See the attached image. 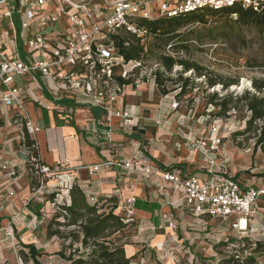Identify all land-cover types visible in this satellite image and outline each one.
<instances>
[{"label": "built area", "instance_id": "1", "mask_svg": "<svg viewBox=\"0 0 264 264\" xmlns=\"http://www.w3.org/2000/svg\"><path fill=\"white\" fill-rule=\"evenodd\" d=\"M264 0H4L0 3V106L14 107L17 120L22 121L26 131L34 135L39 127L34 126L28 116L26 100L32 97L38 101L36 90L16 82L17 78L36 75L48 87L57 92L73 93L83 97L91 106L99 107L106 115L93 133H99L112 142L114 119H118L123 132L134 133L139 127V114L132 105L115 108V103L125 94L127 86L139 87L152 82L156 85L157 73L167 75V71L156 59L147 53L151 39V30L138 24L139 20H153L178 16L205 8L241 6L260 11ZM126 37V45L139 39L144 47L141 58L126 60L117 46V39ZM163 54L175 56L171 45L163 49ZM180 65L173 68L181 70ZM249 89H252L249 84ZM57 97V95H56ZM164 98H168L166 95ZM170 108L177 110L180 102L176 96L169 98ZM231 108L227 114H236ZM220 117L211 120L208 133L200 137L184 136L186 144L196 158L202 162L203 175L170 168L155 170L147 158L129 160L111 157L101 163L87 167L90 174L101 168L125 169L152 182L155 187L166 192L168 203L178 205L182 211L191 214L199 223L220 219L232 223L240 231L238 246L249 245L245 254H251L258 241L264 243V223L255 228V218L264 200V182L258 186L244 185L242 181L229 173L219 153L230 135L220 133ZM160 124L159 119H155ZM245 128V121L242 122ZM242 129V127H241ZM256 139V138H255ZM255 139L244 149L254 152ZM240 140L237 138V143ZM37 145V142H36ZM32 147H37L32 145ZM25 165L35 181L33 197L49 204L52 212L60 205L71 203L70 190L75 184L73 167L64 161L55 165L46 164L41 157L31 152L25 145ZM258 151L261 147L257 146ZM8 162L2 165L7 169ZM255 169L252 170L254 172ZM53 179L55 183L49 185ZM48 189L53 198H45V193L37 195L42 189ZM173 194L177 199H173ZM14 195V191H9ZM91 203H103L105 197L88 196ZM136 197L117 203L128 220L134 221ZM14 213L4 228L7 239L13 242L15 249L14 225L19 218ZM245 221V225L241 222ZM40 220L32 222V228H40ZM177 229L176 222L168 213L161 215L159 223L152 229ZM259 231L260 236L254 235ZM247 238L248 241H243ZM1 248V246H0ZM17 254V252H16ZM264 254V250L260 252ZM18 256V255H17ZM236 257H239L237 255ZM264 264V262H260Z\"/></svg>", "mask_w": 264, "mask_h": 264}, {"label": "crops", "instance_id": "2", "mask_svg": "<svg viewBox=\"0 0 264 264\" xmlns=\"http://www.w3.org/2000/svg\"><path fill=\"white\" fill-rule=\"evenodd\" d=\"M16 82L29 88L38 85L36 90L38 101L30 97L26 100V108L34 126L39 127V130L30 136L37 142L39 156L44 163L55 165L64 161L69 162L73 167L75 184L79 185L87 196L115 197V203L124 202L127 198L135 196L133 218L139 221L141 229H149L159 223L164 212L176 222L178 221L175 213L180 218L186 214L178 205H170L166 192L157 189L153 181H146L142 176L125 169L101 168L90 174L87 167L113 156L125 160L143 157L149 160L155 170L168 167L174 171L203 175L201 159L196 158L184 139V136L200 137L207 134L200 128V125L204 124L202 118L182 116L176 112L178 109L170 108L169 100L164 98L165 95L152 107H146L144 103L135 102L133 98L141 90H148L149 83L139 87L129 85L125 89V94L115 103V108L132 105L134 112H138L140 117L139 127L134 133H125L118 119H114L112 142L109 143L103 135L92 132L95 126L104 130L100 124L105 120L106 115L99 107L91 106L83 101L80 95L59 94L62 90L57 92L54 87L44 85L36 75L17 78ZM174 112H176L175 117L170 122L168 114ZM16 113L17 110L14 107L0 106V142H2V148H0V239L7 241L6 246L0 244V264H10V254L14 258L15 253H9V247L13 242L4 234V228L14 213L20 215L14 225L15 242L20 246L22 243H34L39 251L48 252V248L57 239L56 236L46 237L47 221L52 216V209L49 204H45V201L33 197L35 181L27 171L23 149V136L26 129L23 122L17 120ZM155 119H159L160 124H157ZM186 121L195 122L198 126L183 132L182 125ZM226 152L224 148V153ZM253 154L254 152L252 157ZM220 157L229 173L242 181L244 185L258 186L264 182V167L259 161L252 158L251 164H248L250 167L246 166L233 171L227 154L226 158L222 155ZM6 161L7 169H3L2 165ZM253 169H255L254 172H252ZM54 183L53 179L49 181L50 186ZM11 190L14 191V195H9ZM42 192L46 194L45 198L51 197L47 188L40 190L37 195ZM173 199H177L176 194H173ZM110 203L112 202H107L104 208L108 209ZM40 205L42 208L38 210ZM260 205L263 209L258 211L254 221L255 228L258 229L264 223V200ZM118 210L122 211L121 208ZM36 219L40 220L41 224L39 229L34 230L32 222ZM254 235L260 236L259 231L254 232ZM128 247L134 248L130 254ZM125 250L128 257L136 254L132 244H126ZM14 256L17 257V255Z\"/></svg>", "mask_w": 264, "mask_h": 264}, {"label": "trees", "instance_id": "3", "mask_svg": "<svg viewBox=\"0 0 264 264\" xmlns=\"http://www.w3.org/2000/svg\"><path fill=\"white\" fill-rule=\"evenodd\" d=\"M206 16L215 17L218 21L214 25H208ZM195 23L201 24L200 27H194ZM138 24L147 26L151 30V39L148 43L147 53L151 59H156L167 71L164 77L157 73L156 84L163 95H169L171 91H177L176 97L181 98L187 93V87L194 78L203 77L206 87L213 88L221 85L224 90L232 85H238L237 78H224L218 75H211L208 69L192 59L189 54L191 51V41L196 40L202 46L203 42L216 40L228 34L237 31V28L255 27L260 32H264V4L260 11H254L251 8L241 6L222 7L219 9L205 8L202 11H194L186 14H180L173 17H165L153 20H139ZM126 37L117 39V46L126 60L141 58L144 47L139 39L135 43L125 44ZM171 45L175 56L163 54V49ZM185 54V56H182ZM176 65L181 66L176 79H172L173 68ZM191 71L194 78L184 77L183 74ZM167 82H177L174 89L167 87ZM252 89L246 88L240 94L213 92L208 95V105L214 107L208 111L206 116L214 120L222 115H227L231 108L238 109V104L244 108L245 115L241 123L245 121V128H240V132L233 130V135H246L255 131V145L264 150V76L251 79ZM200 89L201 87L198 86ZM195 100L196 98L193 97ZM198 102L200 97L198 96ZM203 114L199 115L202 116ZM229 116V115H227ZM242 124V123H241ZM25 145L31 147V152L38 155V146L35 139L25 131ZM35 145L37 147H32ZM54 197V194L50 195ZM71 203L69 205H60V209L52 212L51 218L47 222L46 237H57L61 240V248L57 254L65 259L69 264H132L135 256L128 257L125 250L126 243L121 241L118 233H121L133 221L128 220L123 211L118 210L116 198H106L100 204L91 203L84 190L77 184H74L70 190ZM107 202L113 205L108 209L104 206ZM42 208L39 206L38 210ZM15 227V226H14ZM15 229V228H14ZM232 237L227 241L218 243L217 248L221 257L218 264H260L258 258L260 252L264 250V243L258 241L257 247L250 251L251 254H245L246 246L235 248V252L226 250L229 243L240 241ZM243 241H248L244 238ZM14 253L19 251L22 260L32 261L34 264H49L41 261L43 255L34 243H22L21 246L16 242L15 249L9 247ZM195 261L193 264H210L208 258L199 253H194ZM239 255V257H236ZM198 261V262H197ZM184 264V263H179Z\"/></svg>", "mask_w": 264, "mask_h": 264}, {"label": "rangeland", "instance_id": "4", "mask_svg": "<svg viewBox=\"0 0 264 264\" xmlns=\"http://www.w3.org/2000/svg\"><path fill=\"white\" fill-rule=\"evenodd\" d=\"M206 17L208 25H214L218 21L215 17ZM196 26L200 27L201 24L195 23L194 27ZM182 56H185V54ZM189 56L204 65L211 75H218L224 78H237L239 80L238 85H232L224 90L220 84L213 88L206 87L203 81L205 79L203 77L194 78V73L191 71L183 74L184 77L194 79L187 87L186 95L178 98L180 106L176 112L186 117L202 118L204 124H201L200 128L206 134L211 122L206 114H208V111L214 109V107L208 105V95L213 92H220L221 95H225L226 93L240 94L244 89L249 87L251 79L264 76V32H260L255 27L237 28L236 32L221 37L216 42L210 40L204 41L202 46L194 39L191 41ZM153 61L152 59L147 61V63L150 64ZM177 75L178 71H174L171 74L172 79H176ZM149 84L148 90H141L133 98L135 102L144 103L146 107H152L153 104L159 102L162 96H164L159 91L157 84L154 85L152 82H149ZM166 85L169 89H174L177 86V82H167ZM198 86L201 88L199 89ZM176 93L177 91L175 90L171 91L167 100L175 96ZM198 96L200 97L199 102L197 100ZM193 97L196 99L194 100ZM237 106L236 114L232 116L225 114L220 117L219 125L221 124V129L219 131L224 135H230V137L220 146L219 153L225 158L227 154L233 171L251 164L252 158L259 161L264 167L263 149H261L262 152H258L257 146H255L253 157L251 151L244 150L249 143L254 141L255 131H251L246 135H240L238 143V135H233V130L235 131L236 129V131L240 132L241 130L239 129L244 127L242 122V124L238 122L243 120L245 111L241 104ZM213 111H217V109ZM176 112L168 114L170 122L174 119ZM201 114L203 115L199 116ZM196 126L198 125L195 122L188 123L186 121L182 125V129L183 132H187ZM1 144L2 142H0V148H2ZM224 148L227 150L226 153H224ZM112 205L113 203L109 204V206ZM175 218L178 221V228L176 230L165 228L155 230L152 228L141 229L139 221L134 220L131 225L126 227L121 233H118V237L121 238L122 242L132 244L135 247L136 254H134L135 256L133 255L132 264H193L195 261L194 253L196 252L208 258L210 264H218L222 248H217L216 245L232 237L238 239L242 235L238 229L232 226V223L220 219L208 220L207 224H202L191 214L187 213L181 218L175 213ZM0 244L6 246L7 241L0 239ZM60 248L61 240L57 238L51 247L48 248V252L42 251L41 261L49 264H69V262L57 254ZM235 248H239L238 242L229 243L226 250L235 252ZM133 250V247H128L129 254ZM11 252L13 251L10 250L9 253ZM18 252L14 254L18 255L17 257L13 255L14 258L10 254V264H34L32 261L25 262L22 260ZM258 258L260 262H264V254H259Z\"/></svg>", "mask_w": 264, "mask_h": 264}, {"label": "bare ground", "instance_id": "5", "mask_svg": "<svg viewBox=\"0 0 264 264\" xmlns=\"http://www.w3.org/2000/svg\"><path fill=\"white\" fill-rule=\"evenodd\" d=\"M241 225H245V221H242V222H241Z\"/></svg>", "mask_w": 264, "mask_h": 264}, {"label": "water", "instance_id": "6", "mask_svg": "<svg viewBox=\"0 0 264 264\" xmlns=\"http://www.w3.org/2000/svg\"><path fill=\"white\" fill-rule=\"evenodd\" d=\"M4 0H0V3L3 2Z\"/></svg>", "mask_w": 264, "mask_h": 264}]
</instances>
